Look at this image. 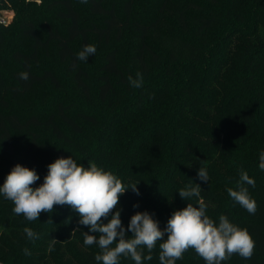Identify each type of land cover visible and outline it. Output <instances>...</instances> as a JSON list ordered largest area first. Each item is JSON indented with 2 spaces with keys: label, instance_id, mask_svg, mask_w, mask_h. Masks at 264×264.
Wrapping results in <instances>:
<instances>
[{
  "label": "trees",
  "instance_id": "16d2710c",
  "mask_svg": "<svg viewBox=\"0 0 264 264\" xmlns=\"http://www.w3.org/2000/svg\"><path fill=\"white\" fill-rule=\"evenodd\" d=\"M9 3L14 19L0 23V186L16 164L35 169V188L57 158L92 161L126 186L138 184L140 195L129 189L120 197L126 229L138 211L163 229L175 210L202 198L209 217L227 216L255 242L251 259L222 264H264V0H149L145 10L139 0ZM90 44L96 53L78 60ZM47 53L59 69L35 66ZM138 73L143 84L135 88L128 77ZM43 83L57 90L46 110L28 105ZM199 167L208 182L198 179ZM241 169L255 180L245 185L254 215L227 193ZM192 181L200 198L182 200L178 191ZM13 207L0 194V264H97L100 249L84 245L88 229L69 206L36 221ZM159 243L143 264H159ZM176 264L205 261L189 249Z\"/></svg>",
  "mask_w": 264,
  "mask_h": 264
},
{
  "label": "clouds",
  "instance_id": "9594fccd",
  "mask_svg": "<svg viewBox=\"0 0 264 264\" xmlns=\"http://www.w3.org/2000/svg\"><path fill=\"white\" fill-rule=\"evenodd\" d=\"M82 2L87 3V0ZM96 50L95 45H86L77 54V59L87 61ZM20 78L27 81L28 72H22ZM128 80L132 87H142L141 74L138 73L136 79L130 76ZM259 159V168L264 170V151ZM197 177L208 182L206 167H199ZM39 179L35 169L16 164L0 186V194L14 204L12 210L15 214L28 221L38 220L41 213H52L54 206H69L79 216L78 223L88 229L83 232L84 245L96 244L100 249L94 257L97 264H120L121 257L130 258L134 264H143L144 260L152 259L151 253L157 242H160L159 264H176L189 249H194L205 264H222L233 255L248 260L254 253L255 242L247 229L234 225L223 214L219 216L218 223L207 215V205L200 198L202 189L193 181L178 193L186 201L200 198L198 206L187 203L183 209L175 210L163 229L149 212L138 211L131 216L126 229L118 208L120 197L129 189L140 195L138 184L126 186L116 175L96 163L89 161L85 167L71 156L57 158L49 164L43 183L34 188ZM245 185L254 188L255 180L241 169L236 189L229 187L227 193L234 202L254 215L257 204ZM104 220L108 222L104 223ZM24 232L30 241L38 238L31 228L26 227ZM128 232L132 233L130 237ZM23 252L31 255L27 248Z\"/></svg>",
  "mask_w": 264,
  "mask_h": 264
},
{
  "label": "rangeland",
  "instance_id": "374dc122",
  "mask_svg": "<svg viewBox=\"0 0 264 264\" xmlns=\"http://www.w3.org/2000/svg\"><path fill=\"white\" fill-rule=\"evenodd\" d=\"M149 0H139V7L145 10L144 4ZM0 15L4 16L7 20L5 25L10 24L15 16L14 9L10 6L9 0H0ZM37 68H43L45 66H53L54 68H60L61 64L54 60V56L51 53L45 54L43 57L40 58L38 63L35 65ZM57 90L50 86L49 83H43L37 86L30 94L29 98L32 101L29 102L28 105L35 106L36 108H41L46 110L48 106H52L54 104L53 96H55Z\"/></svg>",
  "mask_w": 264,
  "mask_h": 264
},
{
  "label": "built area",
  "instance_id": "2783aa9c",
  "mask_svg": "<svg viewBox=\"0 0 264 264\" xmlns=\"http://www.w3.org/2000/svg\"><path fill=\"white\" fill-rule=\"evenodd\" d=\"M0 23H7V20L5 19L4 16L0 15Z\"/></svg>",
  "mask_w": 264,
  "mask_h": 264
}]
</instances>
